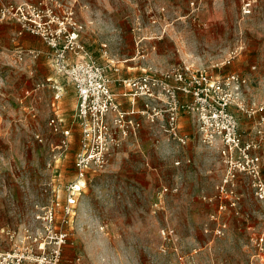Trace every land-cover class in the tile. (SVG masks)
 Returning a JSON list of instances; mask_svg holds the SVG:
<instances>
[{"label": "rangeland", "instance_id": "rangeland-1", "mask_svg": "<svg viewBox=\"0 0 264 264\" xmlns=\"http://www.w3.org/2000/svg\"><path fill=\"white\" fill-rule=\"evenodd\" d=\"M16 1L71 7L84 50L109 67L119 64L124 75L180 65L236 72L246 80V102L264 114V0H252L248 14L243 0ZM48 64L0 63V240L2 228L33 223L49 188L63 198L75 178V90ZM47 76L61 87L58 99L50 87L26 95ZM236 114L246 136L252 121ZM181 126L190 138L185 148L143 122L104 168L87 173L67 244L83 264H264V201L240 177L236 207L219 211V152L202 143L191 120Z\"/></svg>", "mask_w": 264, "mask_h": 264}, {"label": "built area", "instance_id": "built-area-1", "mask_svg": "<svg viewBox=\"0 0 264 264\" xmlns=\"http://www.w3.org/2000/svg\"><path fill=\"white\" fill-rule=\"evenodd\" d=\"M252 3L243 0V13H250ZM0 22H15L18 35L25 32L36 35L47 46L44 54L50 67L62 74L75 90L79 129L73 161L75 178L65 186L64 197L60 198L54 187L49 188L48 201L35 205L32 224L1 229L0 264H59L70 239V226L87 173L104 168L127 138L139 133L143 122L154 126L170 144L185 148L190 138L182 132L179 119L188 116L202 143L217 148L224 164L217 185L219 211L227 206L236 207L235 187L240 177L246 179L256 199L264 201L260 153L264 138L263 107L246 102V80L238 73L220 76L202 68L180 65L160 72L148 67L141 74L126 78L120 76V68L114 63L112 71L116 78L113 79L107 65L84 50L82 26L71 7L45 1H7L0 5ZM41 54V50L19 44L11 52L17 64L29 58L36 62ZM113 82L120 87L119 91L113 88ZM44 87L55 90V99L60 97L61 89L50 77L36 82L33 89ZM236 112L251 119L252 133L242 134ZM49 125L58 129L54 118L49 120ZM63 133L68 135L69 130ZM179 163L180 160L175 161L176 165ZM222 199L226 203L222 204ZM220 232L219 228L217 233ZM3 241L6 247L2 246ZM80 261L76 256L75 262Z\"/></svg>", "mask_w": 264, "mask_h": 264}, {"label": "crops", "instance_id": "crops-1", "mask_svg": "<svg viewBox=\"0 0 264 264\" xmlns=\"http://www.w3.org/2000/svg\"><path fill=\"white\" fill-rule=\"evenodd\" d=\"M13 1H16V0H13ZM17 31H18V25L15 22H0V63L13 61L11 52H12V49L17 44H19V45H21L27 49L41 50L42 54L37 59V61L39 62V65H41V62L44 64L49 63L46 60V57L44 54L46 52V50H48V48H47V46H45L43 44L42 40L38 36L27 33V32L23 33L22 35H18ZM41 59H43V61H41ZM27 61L34 63L33 59H31V58H29ZM48 65H50V64H48ZM117 66L120 68V76L126 77V78L135 77V76L141 74L144 70V68H143L139 74L134 75V76H128V75L121 74V66L119 64H117ZM107 69H108V74L111 76V78H113V79L116 78V75L112 71V65H110V67L107 66ZM39 72L43 73L44 70L41 69V67H40ZM47 77H50L52 79L51 76H47ZM52 80H53L54 84L56 85V80H54V79H52ZM56 86L59 87L58 85H56ZM112 86L115 90H117V91L120 90V87L115 82H113ZM59 88L61 89V87H59ZM36 91L37 90H35L33 88L28 89L26 95H35ZM52 91L54 92V95H55V90L53 89ZM54 95H53V99H55ZM123 103H124L123 105H126L125 101ZM52 105H54V103H52ZM185 118L191 120L188 116H184V115L181 116L179 119V124H180L181 130H182L181 122H182V120H185ZM191 122H192V120H191ZM252 126H253V123L250 124L248 133H252L251 132L252 130L250 129V128H252ZM182 132H184V131L182 130ZM75 258H76V256L74 255V252H73V249L71 248V246L66 245L63 248L62 260L60 261L59 264H83L82 261H80L79 263H76Z\"/></svg>", "mask_w": 264, "mask_h": 264}]
</instances>
